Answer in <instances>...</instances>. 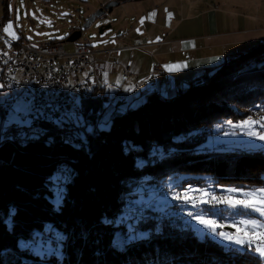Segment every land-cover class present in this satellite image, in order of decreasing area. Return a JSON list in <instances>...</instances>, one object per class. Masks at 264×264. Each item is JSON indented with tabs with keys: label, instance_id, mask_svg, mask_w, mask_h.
<instances>
[{
	"label": "trees",
	"instance_id": "1",
	"mask_svg": "<svg viewBox=\"0 0 264 264\" xmlns=\"http://www.w3.org/2000/svg\"><path fill=\"white\" fill-rule=\"evenodd\" d=\"M11 1L3 2L6 19ZM262 54L264 42L238 60ZM236 61L203 88L151 93L137 106L116 100L106 126L84 124L105 107L93 92L81 99L82 116L2 124L0 264H264L249 248L199 237L174 214L177 201L165 209L137 203L140 186L264 188L263 149L207 145L218 124L264 104V63Z\"/></svg>",
	"mask_w": 264,
	"mask_h": 264
},
{
	"label": "rangeland",
	"instance_id": "2",
	"mask_svg": "<svg viewBox=\"0 0 264 264\" xmlns=\"http://www.w3.org/2000/svg\"><path fill=\"white\" fill-rule=\"evenodd\" d=\"M108 1L12 0L13 13L11 19L16 22L18 30L25 40L42 43L62 42L65 49L71 52L74 44L65 42L67 37L78 25L83 24L88 15ZM138 11L139 4L137 2H122L120 6L114 8L112 14L97 20L89 29L83 30L80 42L87 43L96 50L123 46L124 42L121 40V36H124L133 27L137 21L135 15ZM63 13H68V15H63ZM4 15L3 3L0 0V18L6 19ZM7 19L9 20V18ZM109 24L112 25L111 29L106 30L104 34H99V28ZM103 57L106 58L104 55ZM245 57L243 60H237L236 63L243 61L242 66L247 67L259 66L264 63V54L255 58ZM116 62L123 65L125 60L117 58ZM210 78L202 79L198 85L201 88L205 87L203 84L207 82L209 84ZM205 80L207 81L203 83ZM116 92L114 87L109 90L112 96H115ZM154 93L162 96L160 91ZM121 97L124 99H121ZM3 98L8 99L7 103H12V96L1 95L2 100ZM116 98L119 101H126L125 97L120 95L119 92L116 93ZM144 99L135 102L134 106L144 102ZM3 108L5 110L3 109L4 122L2 124L17 122L24 126H30V121L26 116L32 111V107L25 97H16L12 108L8 104L3 105ZM106 109L104 107L97 112L104 113L107 111ZM114 109L113 107L112 116ZM216 128L218 132L211 137L207 144L210 149L227 150L246 147L254 150H264V140L260 139V136L264 135V104L252 110L246 118L238 122L231 119L218 124ZM143 187L140 186L137 203L151 205L150 202L153 204L156 202L157 209H165L177 201L174 204H178L179 209H175L174 214H177L182 220L188 221L199 237L208 235L225 246H236L242 251L249 248L260 255V252L256 251L248 238L259 237L261 227H255L250 222L255 221L256 225H264V214L256 211L254 207H245L242 203H235L237 201L255 202L256 207L264 208V203L258 202L261 195L260 189H229L227 192H220L216 186L211 185L202 188L189 186L184 190L175 189L172 192L167 191V188L162 185L156 189L150 188L148 193H144L145 189ZM62 191L63 187H59L57 195L61 196ZM249 193H254V195L249 196ZM137 203L132 205H137ZM221 220H224L229 228L232 231L234 230L233 232L236 231V234L231 229H220L219 223ZM242 232L246 234V237L241 234ZM226 236L233 237V239H227ZM236 238H243L244 243H237ZM35 250L41 251L40 248ZM260 257L264 260V256L260 255Z\"/></svg>",
	"mask_w": 264,
	"mask_h": 264
},
{
	"label": "crops",
	"instance_id": "3",
	"mask_svg": "<svg viewBox=\"0 0 264 264\" xmlns=\"http://www.w3.org/2000/svg\"><path fill=\"white\" fill-rule=\"evenodd\" d=\"M127 2L139 4L137 21L105 68L109 82L133 106L156 90L171 98L264 42V0ZM156 66L161 71L154 72ZM125 67L132 73L128 81L122 79Z\"/></svg>",
	"mask_w": 264,
	"mask_h": 264
},
{
	"label": "built area",
	"instance_id": "4",
	"mask_svg": "<svg viewBox=\"0 0 264 264\" xmlns=\"http://www.w3.org/2000/svg\"><path fill=\"white\" fill-rule=\"evenodd\" d=\"M9 22L13 25L10 32H15V37L3 31ZM118 50L117 46L96 50L87 43L77 41L69 52L59 42H32L24 39L13 19L0 18V101L1 95H12V103H6L12 108L16 97L22 96L32 107L26 117L59 115L63 119H70L82 116L83 97L92 92L106 94L103 105L107 111L96 112L95 118L87 117L84 120L87 127L105 124L112 117L115 101L106 91L114 87L120 94L122 92L109 82L105 68ZM100 55L106 59L101 60ZM157 71H161L159 66L155 67L154 72ZM131 76L130 68L125 67L123 80L128 81ZM2 122L4 118L0 113V128ZM219 224L220 229H231L226 222ZM233 233L236 234V231ZM241 234L246 237L245 233ZM260 243L259 239L251 242L256 249Z\"/></svg>",
	"mask_w": 264,
	"mask_h": 264
},
{
	"label": "water",
	"instance_id": "5",
	"mask_svg": "<svg viewBox=\"0 0 264 264\" xmlns=\"http://www.w3.org/2000/svg\"><path fill=\"white\" fill-rule=\"evenodd\" d=\"M136 1H140V0H136ZM121 1L120 0H109L107 3H105L104 5H102L99 9H97L95 12H93L92 14L88 15L85 19H84V23L82 25H78L71 33L70 35L67 37V39L65 40V42L68 43H75L77 41H80L82 35H83V30L85 29H89L91 26H93V24L103 18L104 16H107L108 14H112V12L114 11L115 7H118L121 5ZM12 13H13V9H12V5H10V16L9 19L12 18ZM63 15H68V13H63ZM112 25H104L101 26L99 28V34H104V32L106 30L111 29ZM62 44V42H61ZM64 45V44H63Z\"/></svg>",
	"mask_w": 264,
	"mask_h": 264
},
{
	"label": "snow or ice",
	"instance_id": "6",
	"mask_svg": "<svg viewBox=\"0 0 264 264\" xmlns=\"http://www.w3.org/2000/svg\"><path fill=\"white\" fill-rule=\"evenodd\" d=\"M152 16L155 15V13L151 14ZM171 15V14H169ZM143 22V21H141ZM13 25L11 22H9L3 29L5 33H9L13 37H15V32H10V29H12ZM171 70V69H170ZM251 135V133H249ZM260 139L264 140V135L260 136ZM259 192L261 195L259 196V203H264V189H260ZM249 196L254 195V193H249ZM235 203H242L245 207H254L256 211L260 212L261 214H264V208L256 207L255 202H249V201H237ZM243 223V222H242ZM255 227H261V235L259 237H249V242L254 241L255 239H259L261 241L258 251L260 252L261 256H264V226L256 225L255 221L250 222ZM227 239H233V237L226 236ZM237 243H244L243 238H236Z\"/></svg>",
	"mask_w": 264,
	"mask_h": 264
},
{
	"label": "bare ground",
	"instance_id": "7",
	"mask_svg": "<svg viewBox=\"0 0 264 264\" xmlns=\"http://www.w3.org/2000/svg\"><path fill=\"white\" fill-rule=\"evenodd\" d=\"M207 80H205L203 83H205ZM157 93H159L158 90H156ZM106 94H103V101L106 102ZM6 96V95H5ZM8 96H12V95H8ZM28 120L30 121L31 125L36 124L38 121L40 120H47V121H52V122H62L66 119H63V116H59V115H35L33 118L27 117ZM225 205V204H224ZM135 209H140L139 205H135L134 206ZM137 211V210H136ZM220 222H225L224 220H221ZM264 226V225H262ZM256 249V248H255ZM254 249V250H255ZM256 251H258V249H256Z\"/></svg>",
	"mask_w": 264,
	"mask_h": 264
},
{
	"label": "flooded vegetation",
	"instance_id": "8",
	"mask_svg": "<svg viewBox=\"0 0 264 264\" xmlns=\"http://www.w3.org/2000/svg\"><path fill=\"white\" fill-rule=\"evenodd\" d=\"M120 1H121V0H120ZM121 2H123V1H121ZM103 5H104V4H103ZM95 11H96V10H95ZM95 11H94V12H95ZM92 13H93V12H92ZM92 13H91V14H92ZM105 17H106V16H104L103 18H105ZM83 23H84V22H83ZM82 32H83V31H82Z\"/></svg>",
	"mask_w": 264,
	"mask_h": 264
}]
</instances>
